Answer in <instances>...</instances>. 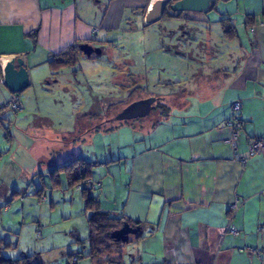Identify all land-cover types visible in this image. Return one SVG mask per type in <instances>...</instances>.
<instances>
[{
    "label": "crops",
    "instance_id": "1",
    "mask_svg": "<svg viewBox=\"0 0 264 264\" xmlns=\"http://www.w3.org/2000/svg\"><path fill=\"white\" fill-rule=\"evenodd\" d=\"M150 7L149 0H0V68L19 56L30 73L59 51L81 43L99 47L101 55L108 33L125 32L132 20H140L143 28L157 24L144 19ZM210 11L216 14L212 20L221 37L204 40L221 44L220 54L214 48L191 52L200 41L185 43L186 48L180 49L185 54L165 50L156 36L143 41L137 76L153 65L144 63L146 57L171 54L177 68L171 71L172 81H159L153 90L133 79L136 84H128L130 94L139 92L129 105L147 96L151 109L138 124L118 121L121 129L130 128L121 151L109 153L103 140L98 141L106 147L98 151L99 143L93 140L90 157L67 156L65 131L46 127L47 120L33 123L36 130L25 129L41 145L42 151L35 155L38 169L32 172L41 177L36 194L40 201L47 200L48 191L50 201L62 210L73 209L67 200L84 203L83 194L68 187L65 174H59L58 196L47 181L51 168L80 158L96 163L89 175L101 181L99 190L104 187L102 197L95 194L99 207L141 225L123 243L127 247L120 251L114 247L96 259L88 257L93 264H264V151L250 156L248 150L249 139H264V0H220ZM222 17L234 26L231 38L222 31ZM34 31L33 39L27 34ZM156 88L169 103L152 95ZM236 100L241 103L243 125L232 147L226 142L231 132L226 119ZM114 118L105 122L111 125L105 132L108 138L115 131ZM74 167L79 170L81 164L75 162ZM87 215L83 212L84 239ZM38 231L36 238L41 236L39 231L37 237ZM74 246L66 262L78 254L79 263L83 251L89 253L87 242L81 250L78 243Z\"/></svg>",
    "mask_w": 264,
    "mask_h": 264
},
{
    "label": "rangeland",
    "instance_id": "2",
    "mask_svg": "<svg viewBox=\"0 0 264 264\" xmlns=\"http://www.w3.org/2000/svg\"><path fill=\"white\" fill-rule=\"evenodd\" d=\"M179 13V18L160 20L148 28H143L140 20H132L125 32L118 30L114 34L108 33L110 36L101 55L88 57L79 52L73 62H67L56 70L52 69L50 61L40 64L42 66L28 73V86L17 93L23 104L22 109L0 112V238L10 243L9 247L3 249L5 257L16 258L22 252L31 254L38 250L43 264H64L69 258V251L76 250L75 243H78L77 249L81 250V245L87 242L84 239L83 212L89 211L84 203L73 202L72 198L71 201L67 200L66 204L71 203L73 208L69 212L67 206L62 210L55 201L51 202L48 191H45L48 196L46 201H40L36 195L42 187V181L39 175L33 176L32 172L38 169L35 155L42 150L41 145L34 143L33 137L25 129L30 126L33 127L31 130H36L37 124L33 123L47 120L50 125L46 127L65 131L67 156L82 155L88 158L94 148V141L99 143L95 146L96 150L103 148L98 140L107 141L108 148H104L109 153L121 151L120 144L130 128L121 129L118 121L122 118L134 120L138 124L142 120V116L133 117L130 114V100L137 97L139 92L132 91L130 94L126 89L128 84L137 82L140 87L153 90L159 81H172L171 71L177 68L171 54L161 59L146 57L144 63L153 65L147 70L143 69L142 75L137 76L140 70L135 66L139 65L142 57L138 56L139 51H143L146 38L156 36L162 39L163 44H172L180 49L186 48L185 43L200 41L191 47V52H210L214 48L221 53V44L204 40L221 37L219 26L212 20L216 18L214 11ZM206 18L209 21L207 23ZM180 25L196 36L193 42L186 39L182 44L172 39L173 32H177ZM127 67L135 74L130 75ZM152 95L161 100L166 99L158 88ZM9 97V90L0 83L1 104L6 103ZM145 97L143 99L147 100ZM165 101L169 103V99ZM111 116L115 117V131L113 134L109 132L112 137L108 138L105 132L108 128L111 130V125L105 122ZM129 131H133L132 128ZM99 135H104V138L100 139ZM103 190L104 187L102 190L98 188L93 193L102 197ZM5 204L9 205L7 211H3L8 208L3 209ZM77 228L79 237L75 233ZM38 230L41 232L40 238H36ZM127 245L125 243L122 247ZM83 253L78 264H93L85 255V250Z\"/></svg>",
    "mask_w": 264,
    "mask_h": 264
},
{
    "label": "trees",
    "instance_id": "3",
    "mask_svg": "<svg viewBox=\"0 0 264 264\" xmlns=\"http://www.w3.org/2000/svg\"><path fill=\"white\" fill-rule=\"evenodd\" d=\"M220 0H213L211 4L210 10L216 9V4ZM169 7H166V9ZM166 9L162 11L161 16L165 17L167 15ZM209 10V11H210ZM221 24V28L223 33L227 37H232L235 35L234 26L229 18L222 17L219 20ZM35 32H31L27 34L29 37L34 39ZM80 51L78 45H70L65 49L59 51L57 54H54L51 59L50 63L52 64V69L56 70L67 62H73L74 57ZM231 105V104H230ZM8 110L0 109V112ZM241 118V117H240ZM242 120V119H241ZM79 162L81 167L79 170H76L74 167V163ZM95 162H88L84 161L83 159L77 158L65 165H60L53 167L49 170L51 185L49 189L52 190H59L61 189L59 174H65L66 182L68 187L74 189V185L76 183L81 182L85 178H91L89 175L90 168L95 165ZM93 179V178H92ZM94 188H84L81 193L83 194L84 204L86 209H88L89 213L87 212V224H88V237L86 241L89 246V253L87 257H91L92 259H96L97 257L103 255V253H107L112 248H119L118 251L121 250V247L124 242L115 241L111 238L110 233L114 229H117L122 226L123 223H128L130 226L136 227L138 226L141 229V225L138 222L130 221L124 217H113L109 213L103 211L99 207V202L97 200V196L92 193L93 190L98 189ZM41 190V188H40ZM36 194H39L37 191ZM9 205H4L3 208L8 207ZM40 236V232L38 231L37 237ZM10 243L0 238V264H43L40 256V252H34L31 254L28 253H21L19 257L16 258H8L3 255V249L9 247ZM77 256L76 260L73 261V258L64 263V264H78V254H74ZM73 255V256H74ZM72 256V257H73ZM95 264H112V263H95Z\"/></svg>",
    "mask_w": 264,
    "mask_h": 264
},
{
    "label": "water",
    "instance_id": "4",
    "mask_svg": "<svg viewBox=\"0 0 264 264\" xmlns=\"http://www.w3.org/2000/svg\"><path fill=\"white\" fill-rule=\"evenodd\" d=\"M213 0H157L147 10L145 14V21L147 23L158 22L161 19L163 9L168 6L172 12H199L206 13L210 10ZM183 26H181L182 28ZM183 37L177 39L183 44V41L189 39L193 41L196 39L195 35L190 33V30L184 29L182 31ZM186 36V38L184 37ZM164 49L177 54H185L180 48L175 47L172 44L164 43ZM80 51L86 55L92 54L99 55L101 49L99 47H93L88 43L79 44ZM0 75L3 79L2 84L7 87L11 93H18L25 89L29 84L28 71L24 66V61L21 57H14L10 61H7L0 70ZM151 99L137 101L133 106L131 105V116H144L149 113L151 109ZM139 230V227L130 226L127 222L123 223L121 227L111 231L110 236L115 241L127 242L129 235L134 234Z\"/></svg>",
    "mask_w": 264,
    "mask_h": 264
},
{
    "label": "built area",
    "instance_id": "5",
    "mask_svg": "<svg viewBox=\"0 0 264 264\" xmlns=\"http://www.w3.org/2000/svg\"><path fill=\"white\" fill-rule=\"evenodd\" d=\"M157 0H149V6H152V4ZM1 70V68H0ZM3 82V79L0 75V83ZM11 109L13 111H17L22 109V105L19 100V96L16 93H10L9 100L6 101V103L0 104V109ZM240 112H241V103L240 101L236 100L231 103L229 107V115L226 119V124L230 127L231 132L230 136L226 139V142L229 143L232 147H235L236 140L239 135V133L242 130L243 121L240 118ZM248 150L250 156H257L264 151V139L261 138H251L248 141ZM245 162V160H243ZM101 186L100 180H94L92 178H85L79 183H76L74 185V190L81 192L84 188H97ZM61 191L60 190H53V193L55 195H59ZM235 208V204L230 205V209L233 210ZM234 233H237L234 229H232ZM73 261L76 260L77 256L74 255Z\"/></svg>",
    "mask_w": 264,
    "mask_h": 264
},
{
    "label": "flooded vegetation",
    "instance_id": "6",
    "mask_svg": "<svg viewBox=\"0 0 264 264\" xmlns=\"http://www.w3.org/2000/svg\"><path fill=\"white\" fill-rule=\"evenodd\" d=\"M166 7H168V6H166ZM166 7L164 8V10L166 9ZM166 12H167V15L165 16V17H162L161 16V21H166V20H173L174 18H179L178 17V15L180 14L179 12H172L169 8H167L166 9ZM159 20V21H160ZM158 21V22H159ZM181 26H183V25H180L179 27H178V31L176 32V31H174L173 32V37H172V39H174L175 41L177 40V39H180V38H182L183 37V34H182V31L185 29L184 27H182L181 28Z\"/></svg>",
    "mask_w": 264,
    "mask_h": 264
}]
</instances>
